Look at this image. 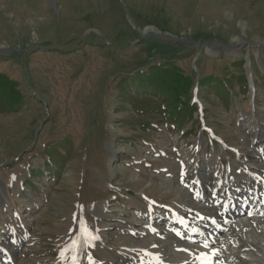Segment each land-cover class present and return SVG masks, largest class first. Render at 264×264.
Here are the masks:
<instances>
[{"label": "rangeland", "instance_id": "obj_1", "mask_svg": "<svg viewBox=\"0 0 264 264\" xmlns=\"http://www.w3.org/2000/svg\"><path fill=\"white\" fill-rule=\"evenodd\" d=\"M0 72L24 101L0 113V264H168L154 228L211 214L204 169L264 178V0H0Z\"/></svg>", "mask_w": 264, "mask_h": 264}, {"label": "bare ground", "instance_id": "obj_2", "mask_svg": "<svg viewBox=\"0 0 264 264\" xmlns=\"http://www.w3.org/2000/svg\"><path fill=\"white\" fill-rule=\"evenodd\" d=\"M227 189H222L224 200H226L225 204L217 207L218 210H222L226 206L234 207L233 215L228 217L229 222L232 221V223L227 227V231L225 233H217L213 227L215 224L213 219L215 220V218L212 217L209 225L203 229L185 226V229H190V231L184 240H180L176 234L163 233L164 237L157 238L156 241L159 245H162L161 255L165 259L168 258V264H195V262L197 264H205V261L206 264L264 263V235L257 233L258 230L260 232L262 231L261 229L264 230V215H261L258 207L255 209L251 208V202L254 199L257 198L254 206L259 203L260 191L258 186L253 184L250 187V200H247L244 196L233 198L227 193ZM218 192L220 191L215 189L206 193L204 204H209L211 199L217 196ZM262 193L264 194V190ZM262 198H264V195H262ZM188 203L199 209L198 205L200 204L196 203L195 200H190ZM182 212L187 213L188 211ZM215 213L216 211L213 210L212 214ZM184 215L187 216V214ZM184 215L181 218L185 220ZM194 241L196 243H192ZM206 243L207 247L205 246ZM205 253H207V256L203 255ZM133 262L135 264H145V262L135 261L134 259Z\"/></svg>", "mask_w": 264, "mask_h": 264}, {"label": "trees", "instance_id": "obj_3", "mask_svg": "<svg viewBox=\"0 0 264 264\" xmlns=\"http://www.w3.org/2000/svg\"><path fill=\"white\" fill-rule=\"evenodd\" d=\"M159 75L160 72L158 70L151 71L150 69L148 73L144 74V76H146L145 79L142 78L143 76H139L138 80L135 79L134 82H138L137 84L138 88L147 90L148 94L155 96L158 91H155L153 89L155 88L162 89L163 87L162 85L163 77L158 78ZM238 82H242V80H238ZM203 85L208 86L211 92L214 90L213 89L214 87H217L219 85L220 89L218 88L214 92H216L221 97V99L225 101L226 105H228V103H230L231 105L230 94H232L235 91V89H233L235 88V85L230 86L227 82L224 83L220 79H212L211 77H204L199 79L198 88H201V86ZM189 88L193 90V82L191 83V81L184 83L183 91ZM22 97L23 96H22L20 82H18L15 79H12L7 74L0 72V113H14L17 109H20L24 103ZM147 98L142 97L141 99L145 100ZM196 110H197V104L195 103V101L191 100L189 105L184 109V112L182 114L183 117L178 122V124L183 126L187 123H194L195 121L193 119V114L195 113ZM173 122L176 123V120L173 119ZM56 149L57 148L54 147L49 150L55 152V158L57 159L60 155L56 151ZM52 161L55 162L54 159Z\"/></svg>", "mask_w": 264, "mask_h": 264}, {"label": "snow or ice", "instance_id": "obj_4", "mask_svg": "<svg viewBox=\"0 0 264 264\" xmlns=\"http://www.w3.org/2000/svg\"><path fill=\"white\" fill-rule=\"evenodd\" d=\"M213 223H215V220L213 219ZM205 246L207 247V243L205 244ZM204 256H207V253L203 254ZM206 264V261H205Z\"/></svg>", "mask_w": 264, "mask_h": 264}]
</instances>
